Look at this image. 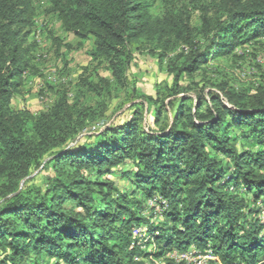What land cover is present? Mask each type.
<instances>
[{
	"label": "trees",
	"instance_id": "obj_1",
	"mask_svg": "<svg viewBox=\"0 0 264 264\" xmlns=\"http://www.w3.org/2000/svg\"><path fill=\"white\" fill-rule=\"evenodd\" d=\"M192 9L196 24L177 0H49L97 66L80 92L57 91L33 115L10 103L32 69L33 0H0V264H174L193 251L211 253L207 264H264V71L253 88L205 71L264 44V0ZM135 49L168 78L153 95L129 77ZM119 92L116 110L130 115L106 125Z\"/></svg>",
	"mask_w": 264,
	"mask_h": 264
},
{
	"label": "rangeland",
	"instance_id": "obj_2",
	"mask_svg": "<svg viewBox=\"0 0 264 264\" xmlns=\"http://www.w3.org/2000/svg\"><path fill=\"white\" fill-rule=\"evenodd\" d=\"M192 10V22L197 23L198 12L193 10V4L198 1L209 0H177ZM36 21L31 30L26 44H33L30 55L32 69L24 76V81L19 87L20 92L15 93L11 98V105L15 109H25L36 115L48 109L56 98L57 91H66L69 97H73L80 92L83 77L93 73L97 66L88 55L90 42L82 46L78 45V40L71 34L66 33L57 19L47 14L49 0H33ZM233 54L207 60L206 75L211 79L223 78L236 88H253L260 79L264 71V44L250 45L244 48H237ZM99 73L104 77H110L105 65H98ZM129 77L136 81L139 91L147 94H154L155 83L167 79L163 69H161L154 56L149 55L142 49L133 51V60L129 69ZM83 93L84 90L81 89ZM126 97L125 92H119L110 101V108L105 120L106 125L119 123L127 119L130 115L126 104L122 109L116 110L118 104ZM83 100L88 104H93L95 99L85 92ZM143 124L150 123L149 114H145ZM117 169V168H114ZM36 170L31 175H37ZM115 183L124 188L126 183L117 177H113ZM150 204V202H149ZM155 207V212L157 207ZM152 211L153 220H159L156 212Z\"/></svg>",
	"mask_w": 264,
	"mask_h": 264
},
{
	"label": "built area",
	"instance_id": "obj_3",
	"mask_svg": "<svg viewBox=\"0 0 264 264\" xmlns=\"http://www.w3.org/2000/svg\"><path fill=\"white\" fill-rule=\"evenodd\" d=\"M150 205L155 206V204L150 201ZM158 211V208H157ZM145 228L137 229L136 233H141ZM171 257L175 260L174 264H207L208 260L215 259L211 253L207 252L204 254L198 253L197 251L187 252V253H173Z\"/></svg>",
	"mask_w": 264,
	"mask_h": 264
}]
</instances>
